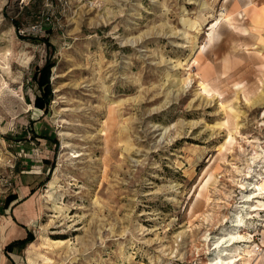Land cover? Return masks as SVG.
Returning <instances> with one entry per match:
<instances>
[{"label": "rangeland", "instance_id": "rangeland-1", "mask_svg": "<svg viewBox=\"0 0 264 264\" xmlns=\"http://www.w3.org/2000/svg\"><path fill=\"white\" fill-rule=\"evenodd\" d=\"M262 7L0 0V264H207L235 212L264 264Z\"/></svg>", "mask_w": 264, "mask_h": 264}, {"label": "bare ground", "instance_id": "bare-ground-1", "mask_svg": "<svg viewBox=\"0 0 264 264\" xmlns=\"http://www.w3.org/2000/svg\"><path fill=\"white\" fill-rule=\"evenodd\" d=\"M251 20L253 23L261 25L264 21V7L260 10H254ZM247 29V27H243V30ZM204 88L206 87L204 86ZM258 187L264 190L263 185L260 184ZM235 213L236 215L231 217L229 224L227 223L225 215L212 218L206 216L205 220L211 226L217 223L222 225L220 231L212 232L210 226L206 227L199 235V241H201V243L197 245L193 243L188 254L199 256L203 253H212L210 256H207V264H242V259L245 256L253 259V250L254 246H256V240L254 234L244 231L247 224L246 218H250L252 215L246 217L240 214V212ZM186 230L189 231L191 229Z\"/></svg>", "mask_w": 264, "mask_h": 264}, {"label": "trees", "instance_id": "trees-1", "mask_svg": "<svg viewBox=\"0 0 264 264\" xmlns=\"http://www.w3.org/2000/svg\"><path fill=\"white\" fill-rule=\"evenodd\" d=\"M47 68H48V66H45V67L43 66V68H41L40 70H37V71H39V75H38V72L37 71L35 73V77L37 78L38 85H39L40 88H42V91L44 93H46L45 88L47 87V81L46 80H43V77H44V72L46 71ZM40 98H41V96L38 95L37 98H36V104L38 106H40V107H44L45 104L42 103V102H40ZM27 240H25L24 242H27Z\"/></svg>", "mask_w": 264, "mask_h": 264}, {"label": "built area", "instance_id": "built-area-1", "mask_svg": "<svg viewBox=\"0 0 264 264\" xmlns=\"http://www.w3.org/2000/svg\"><path fill=\"white\" fill-rule=\"evenodd\" d=\"M29 1V0H28ZM46 19H49V16H47V18ZM41 25V24H40ZM42 26V25H41Z\"/></svg>", "mask_w": 264, "mask_h": 264}]
</instances>
